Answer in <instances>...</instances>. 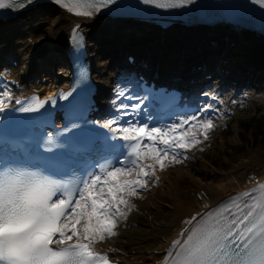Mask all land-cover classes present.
<instances>
[{
    "label": "bare ground",
    "instance_id": "obj_1",
    "mask_svg": "<svg viewBox=\"0 0 264 264\" xmlns=\"http://www.w3.org/2000/svg\"><path fill=\"white\" fill-rule=\"evenodd\" d=\"M157 21L156 16H116L102 13H95L90 17L76 15L55 1L39 2L11 15L1 17L0 62L16 60L18 64L14 66V63H11L5 71L0 73V99H3L4 105H7L11 103L12 98L26 95L31 91H43L47 95L59 86L68 84L67 75L66 73L61 74L62 67L59 65L61 60H65L63 56L68 57L71 33L75 28L83 33L85 38L92 73L103 104L106 103V108L110 110V113L123 112L118 120L125 117V107L116 104L115 100H108V74L106 73L110 58L121 55L120 52L108 51V49L118 44V47L124 46L128 53L136 55L138 61L149 59L154 64H158L163 77L177 84L175 81L177 76L182 77L183 82L192 77L185 71L202 61V58L206 59L205 63L212 65L217 55L213 50H223L227 47L225 43L230 42L229 53L225 52L227 53L225 57L234 59V63L226 67L229 74L220 87L219 99L224 102L225 106L234 107V115L237 113L236 100L254 108L264 106L263 89L253 91L241 88V83L246 80L247 76H251L260 87L264 82V79L260 77L264 71L259 62L260 57L264 56L263 32L227 22L215 23L212 28H208L209 22L189 23L182 19H173L169 28L161 32ZM35 40L38 42L35 43ZM36 60L42 61L41 65H38ZM48 60L54 67L52 74L45 69ZM252 64L256 71L250 74L243 67ZM262 64L264 65V59ZM223 66L225 65L221 64L219 68ZM38 67L43 70L39 72ZM145 68L142 64L141 69ZM154 68L156 65L152 67ZM36 77L39 79L36 80ZM42 77L46 79L45 83H41ZM9 78H14L21 84L19 91L14 90L8 83ZM56 79L57 85H54ZM232 79L238 81L236 86L230 84ZM227 85L230 89L222 91ZM132 87L130 84L129 95L124 100L126 103L134 98ZM5 91L8 95L3 94ZM234 97L237 98L232 102ZM229 119L230 117L224 116L218 123ZM200 124L198 121L192 125L200 127ZM197 126L191 129L196 131ZM194 130L192 133H196ZM198 133L201 132L198 131L197 136ZM195 149L196 146L187 149L188 157L195 154ZM146 160L150 164H155L150 158ZM256 163L257 159L254 160L252 157L242 160V167L233 168L235 171L228 174V178L222 185L203 186L201 195L197 198L193 197L186 210L181 205L183 192L179 191L173 182V180H178L180 172L172 176L168 166L169 162L164 161L163 170L159 164H155V175L151 176V179L146 178V189H139V194L130 198V203L135 207L130 211L126 210L127 215L124 218H119L123 221V225L118 224L115 229L118 234L96 243L94 248L108 252L118 261V264H158L163 260L172 239L182 240L196 220H200L201 217L208 219L210 216H216L225 202L239 196L264 179V166L256 170ZM134 174L120 177V179H130ZM158 189L174 200V203L170 205L172 213L161 214V202L157 201V204L148 199L150 194H154ZM140 197L147 199L149 207L139 200ZM194 214L197 215L196 220L183 229L188 218ZM131 223L133 225H130ZM136 229L140 231L138 235L131 233ZM149 229L153 232L146 236L141 234L148 232ZM75 239L74 237L72 241Z\"/></svg>",
    "mask_w": 264,
    "mask_h": 264
},
{
    "label": "snow or ice",
    "instance_id": "obj_2",
    "mask_svg": "<svg viewBox=\"0 0 264 264\" xmlns=\"http://www.w3.org/2000/svg\"><path fill=\"white\" fill-rule=\"evenodd\" d=\"M31 2L0 0V9L19 11ZM55 2L76 15L90 17L114 0ZM170 6L177 5H159ZM74 41L79 44L78 37L74 36ZM85 72L80 69L82 77ZM119 95L124 96V92L120 91ZM4 103L0 99V111L4 110ZM46 103L39 97L17 101L21 105L19 111L26 113L38 112ZM111 123L114 121L104 127H110ZM183 127V123L167 131L131 124L121 127L118 129L121 139L134 141L130 153L135 157L133 167L109 166L80 176L70 167L68 181L58 180L42 169L33 170L27 164L28 156L0 157V264H111L107 253L95 250L94 245L118 234L115 229L119 218L135 207L130 198L137 196L139 189H146V178L155 175V164L163 170L165 158L172 155L175 159L177 149L187 150L201 142L195 135L189 136L188 130L181 131ZM200 127L207 139V132L214 124L208 120ZM147 158L155 164H143ZM133 173L135 179H120ZM255 191L261 193L259 203L248 205L245 200L241 208L232 202L239 214L227 208L226 214L208 219L193 217L196 223L185 238L174 242L166 264H264V184ZM246 195L251 198L250 194ZM74 237L75 242L69 243Z\"/></svg>",
    "mask_w": 264,
    "mask_h": 264
},
{
    "label": "rangeland",
    "instance_id": "obj_3",
    "mask_svg": "<svg viewBox=\"0 0 264 264\" xmlns=\"http://www.w3.org/2000/svg\"><path fill=\"white\" fill-rule=\"evenodd\" d=\"M46 20L48 21V19ZM34 42L37 43L38 41L35 40ZM122 48H124V46ZM223 50H226L228 51L227 53H229L228 47H225V49ZM108 51H112V47H110ZM217 51L218 50H214V54H216ZM263 59L264 56H261L259 62L262 63ZM36 62L38 63L39 60H36ZM48 62V65H46L47 68L45 69L49 72H52V66L50 65L51 62L49 60ZM111 65L112 64L110 62V65L106 71V73L108 74L107 87L109 95L114 97L112 99L118 101L119 94L117 93V89L114 87L122 86V90L125 92V85L121 77L115 71V67H112ZM5 66L8 65L5 64L1 67L5 68ZM39 68L40 67H38L37 70ZM42 70L43 69L41 68L40 71ZM38 79L39 77H36V80ZM250 119H254L256 123H264V106H258L256 112H254L253 107H249L248 105L247 107L246 105H244L243 108L240 107L236 116L230 120L227 127H225L222 131L216 130V127H213L207 132L208 138L195 145L196 149L194 155L197 154L196 156L190 158L188 162L180 161L178 159L170 162L169 168L171 170L172 176H175L180 172L178 180H173V182L175 184V187H177L179 191L183 192V195L181 196L183 202L181 205H183L184 210L189 207V201H191L193 197L197 198L201 195V189L203 186L210 185L212 187H217V185H222L228 178V174L234 172L235 169L242 167V160H245L249 157H252L254 160L257 159V165L255 166V168H257L256 170L262 169V167L264 166V135H260L258 133V128H253L251 129V132L249 130V132L246 134L240 126L242 122ZM225 133L227 135H225ZM205 156L212 158L215 161L217 159L216 162L219 165L224 164V166L218 168L215 167L213 164H210L207 160H205ZM219 157L222 158V161L218 159ZM193 162L198 163V165L201 167V170H203V173H207L206 175H208V179L205 177H200L192 171ZM169 175L170 172L168 173V176ZM148 199H150L151 202H161V214L172 213L170 205L174 203V200L164 195L161 190L158 189L154 194H150ZM139 200L142 203L146 204L147 207H149V203L146 198L143 199L142 197H140ZM149 230L148 232H143L141 234L143 236H146L153 232L152 230ZM131 233H135L138 235L140 231L136 229L132 230Z\"/></svg>",
    "mask_w": 264,
    "mask_h": 264
},
{
    "label": "trees",
    "instance_id": "obj_4",
    "mask_svg": "<svg viewBox=\"0 0 264 264\" xmlns=\"http://www.w3.org/2000/svg\"><path fill=\"white\" fill-rule=\"evenodd\" d=\"M241 128L243 129V131L247 134L250 130L251 132V129L253 128H258V133L260 135H264V123L263 122H259V123H256L255 120H249V121H244L242 124H241ZM210 164H213L215 167H222L224 166V164L222 165H219L215 160H213L212 158H209V157H206L205 158ZM220 159V161H222L221 159L222 158H218ZM200 169V170H198ZM192 171L195 172L198 176L200 177H205L207 178L208 175H206L207 173H203V171L201 170V168H199L198 164L197 163H194L193 166H192ZM208 179V178H207Z\"/></svg>",
    "mask_w": 264,
    "mask_h": 264
}]
</instances>
